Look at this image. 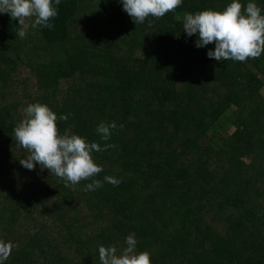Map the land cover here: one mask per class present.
<instances>
[{"label": "trees", "instance_id": "trees-1", "mask_svg": "<svg viewBox=\"0 0 264 264\" xmlns=\"http://www.w3.org/2000/svg\"><path fill=\"white\" fill-rule=\"evenodd\" d=\"M230 3L135 24L121 0H61L23 39L0 14V240L19 245L4 264H100L98 246L119 253L129 234L151 264H264V53L218 62L183 31L185 13ZM36 102L68 117L61 134L116 145L92 153L102 187L19 163L13 129Z\"/></svg>", "mask_w": 264, "mask_h": 264}, {"label": "clouds", "instance_id": "clouds-1", "mask_svg": "<svg viewBox=\"0 0 264 264\" xmlns=\"http://www.w3.org/2000/svg\"><path fill=\"white\" fill-rule=\"evenodd\" d=\"M61 0H0V14H8L18 21L16 35L23 39L29 29L47 28L54 25L51 20L58 15ZM123 10L135 24L143 23L149 16L161 18L175 11L182 0H121ZM151 24V21H149ZM183 31L187 36L197 35L195 46L204 47L214 43V50L207 56L216 61H240L256 59L264 53V14L255 2L243 5L240 0H231L222 11L206 9L183 15ZM66 115L59 118L46 104L36 102L28 104L23 110V118L13 129L17 146L27 151V156L19 163L28 170L36 164L47 169L65 181V187L75 186L81 181H88L84 191H93L102 187V181L95 177L103 171L92 157V153L114 148V144H105L102 148L97 142H87L85 138L65 131L60 133L57 120L66 121ZM117 124L101 122L96 132L101 139L108 141ZM123 128V125H119ZM104 182L118 186L121 182L112 176H104ZM126 247L118 253L115 245L98 246L100 264H151L147 251L137 252L134 234L125 239ZM18 244L0 240V264H4L13 248Z\"/></svg>", "mask_w": 264, "mask_h": 264}, {"label": "rangeland", "instance_id": "rangeland-1", "mask_svg": "<svg viewBox=\"0 0 264 264\" xmlns=\"http://www.w3.org/2000/svg\"><path fill=\"white\" fill-rule=\"evenodd\" d=\"M229 113V112H228Z\"/></svg>", "mask_w": 264, "mask_h": 264}]
</instances>
